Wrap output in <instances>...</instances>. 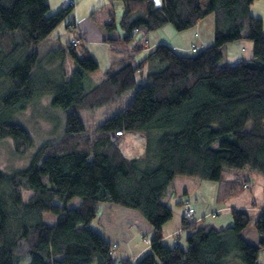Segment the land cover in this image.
<instances>
[{
	"label": "trees",
	"instance_id": "trees-1",
	"mask_svg": "<svg viewBox=\"0 0 264 264\" xmlns=\"http://www.w3.org/2000/svg\"><path fill=\"white\" fill-rule=\"evenodd\" d=\"M110 1L104 27L117 37L109 42L132 47L86 88L100 65L87 46L78 48L81 31L44 54L39 48L65 21L75 34L77 3L51 14L49 0H0V143L10 138L13 155L27 156L34 139L14 117L29 108L47 119L57 110L66 116L62 135L41 144L24 168L0 166V264H260L264 207L255 222L258 245L244 238L250 216L238 207L230 209L233 223L221 228L195 218L194 209V218L183 217L186 246L176 235L173 245L163 241L176 176L216 182V200L224 203L246 183L252 188L254 172L264 174V21L252 14L256 0ZM210 15L212 44H194L186 54L159 43L137 61L149 33L167 25L186 31ZM241 41L253 43V55L228 62L226 47ZM68 57L76 65L69 75ZM138 86L122 111L94 133L86 130L79 111L112 105ZM126 132L145 136L142 157L122 150ZM226 170L237 173L225 178ZM23 191L32 192L27 201ZM75 197L82 202L68 208ZM187 200L192 206L189 198L177 204ZM111 205L148 222L149 251L136 259L115 254L117 244L94 225ZM46 212L57 222L44 221Z\"/></svg>",
	"mask_w": 264,
	"mask_h": 264
},
{
	"label": "rangeland",
	"instance_id": "rangeland-1",
	"mask_svg": "<svg viewBox=\"0 0 264 264\" xmlns=\"http://www.w3.org/2000/svg\"><path fill=\"white\" fill-rule=\"evenodd\" d=\"M76 3V10L72 16L81 17L84 14L88 15V21L84 23V25L89 27V30L85 32L84 35L87 37H83V41L79 43L78 48L82 49L83 45L87 46L89 50L94 52L93 55L100 65L96 71L89 73L86 79V88H91L95 84L99 83L104 77L103 62L105 60V52L101 47L99 48L100 51L97 48H90L91 46L88 44V41L98 42L103 40L104 44H110L111 46L109 47V53L114 57V59L120 58L122 55H124V53L120 50V47H122L120 46V43L112 44L109 42V38L117 37L116 32H109L104 27L109 20L108 10L111 7V1L76 0ZM104 3L105 5H102ZM58 7L59 6H55L53 3L52 6L50 5L49 13H56L61 8H63V6L60 8ZM252 14L256 17L262 18L264 21V0H256L252 4ZM212 19H214L213 15H210L209 18H205L207 23L208 20ZM65 22L62 23L54 32V34H58L59 32V35H62L60 39L61 43H59L56 38H53L54 35H52L47 42L42 43L39 46L41 54H44L51 48H56L60 44L64 43V38L66 39L69 35L68 33H70ZM78 34L79 30L76 28L74 35L77 36ZM165 35L167 37L172 36L169 30L163 31V36ZM181 51L186 54L191 53L183 50ZM65 65V71L68 75L71 74V71L76 66L74 61L69 57L67 58ZM138 89L139 86L124 93L120 99L112 105L103 106L93 110L79 111V116L86 130L90 133H94L99 125L104 123L108 118L122 111L124 107L133 99ZM41 112L44 113L45 109L41 108ZM43 116L44 115L40 113H36L33 108H29L26 113L21 116V118L14 117L15 121L21 123L30 131L34 139V144L29 149L27 156L16 157L12 152V140L10 138L5 139L4 142L0 143L1 168H24L29 162V157L41 144L46 141L57 139L62 135L66 124V116L64 111L57 110L55 116H53L52 119H47ZM247 127L250 128V124H248ZM146 142L145 136L138 132H126L120 138V146L122 150L128 157L133 158L142 157L144 155L146 150ZM236 173V170H226L224 171L223 176L225 178H232L236 175ZM216 185V182L202 180L197 177L183 175L176 176L169 188L171 191V200L169 201V204L173 209V217L165 225V230L167 232H174L177 230L175 233L176 236L180 238L181 244L186 246V237L189 233V230L183 228L185 206L177 204V201H182L189 198L196 211L195 218L201 219L202 217H205L207 222H210L212 225L219 228L226 227L233 223L230 209L240 205L243 206L246 211H248L250 216V223L243 231V236L247 241L258 245L260 243L261 236L256 228L255 222L259 217L262 208L264 207V174L254 172L252 176V188L244 189L237 196L227 199L224 203L218 204L217 207L214 208L218 210L210 211V208L208 207V200H212L213 189L216 188ZM31 193V191H23L24 201H27ZM81 202L82 200L79 197H75L68 202L67 207H76ZM222 204L229 206V208L222 210L219 208ZM43 220L53 224L57 222L58 215L55 213L46 212L43 214ZM145 224V220L139 212L121 207L119 205L104 207L94 221L95 227H99V230L103 231L105 237L117 244L115 248V254L118 257L132 258L134 257V254H136L140 249H144L146 247L142 255L149 251V243L147 239L150 237L151 233L146 231ZM139 235H141L142 240L141 238L139 239ZM174 235L164 238V243L166 245H173V240L175 237ZM131 236H135V240L133 239L131 241ZM259 263L264 264V249L261 251Z\"/></svg>",
	"mask_w": 264,
	"mask_h": 264
},
{
	"label": "crops",
	"instance_id": "crops-1",
	"mask_svg": "<svg viewBox=\"0 0 264 264\" xmlns=\"http://www.w3.org/2000/svg\"><path fill=\"white\" fill-rule=\"evenodd\" d=\"M68 2H69V0H49V3L51 6L54 3L55 6H59L58 8H60L61 6H63V7L67 6ZM102 5H105V3ZM75 18L77 19V22H78L77 25H78L79 32L81 31L83 33V36H84L85 32H87L89 30L88 29L89 27H87V25L86 26L84 25V23H86L88 21V15L84 14L81 17L76 16ZM165 30H169L170 34L172 36L171 37H167L166 35L163 36V31H165ZM59 34H60L59 32H58V34L55 33L53 38H57V36ZM68 34L69 35L67 36V38L69 36H74V33H68ZM118 34H122V32L119 31ZM85 37H87V36H84V38ZM213 41H214V19L208 20V23L204 19L201 22H199L195 27L188 29L184 32H177L173 27H171L170 25H167V26L163 27L162 29H159L157 31H153V32L149 33V35L147 37L146 48L137 55V58H138L137 61L138 62L141 61L143 59V57L154 46H156L159 43H167L179 51L183 50L186 52H190V46L192 44H196L200 48H204V47L212 44ZM103 42H104L103 40H100L98 42L88 41V44L91 46L90 48H93V49L97 48L99 51H100V49H99L100 47L104 49L105 60L103 62V66H104L103 68L105 70L107 67L113 65L115 62H117L119 59H121L122 56L118 59H114V57L111 56V54L109 53V51H110L109 47L111 45L108 43H106L107 44L106 45ZM131 47H132L131 45H122V47H120V48L122 49V51L124 53L125 50L130 51ZM243 49H244V51H243ZM90 52L93 55L94 52L91 50H90ZM252 55H253V43L251 41H241L238 43L229 44L226 47V57H227V61L230 63L239 61L241 57L249 58ZM150 66H151V64H150ZM143 69H149V64L144 66ZM252 176H253V174H252ZM217 189H218V184L216 185V188L213 189L212 200H208V207L210 208L209 209L210 211L211 210H218V209H214V208L217 207L218 204H220L216 200ZM223 205H225V204H222L219 208H221L222 210H226L229 208V206H227V205L223 206ZM236 207L244 209V207L240 206V205H237ZM226 220H228V219H226ZM145 223H146L145 224L146 225V231L150 232V225L148 224V222L146 220H145ZM163 232H164V238H167L169 236L174 235L177 232V230L174 232H167L165 230V226H164ZM146 234H147V232H146ZM132 237H134V238H132ZM130 238H131V241L133 239L135 240V236H131ZM140 238H141V235H139V239ZM141 240H142V238H141ZM142 244H143V242H142ZM145 249H146V247L144 249H140L136 254H134L133 259L140 257Z\"/></svg>",
	"mask_w": 264,
	"mask_h": 264
},
{
	"label": "built area",
	"instance_id": "built-area-1",
	"mask_svg": "<svg viewBox=\"0 0 264 264\" xmlns=\"http://www.w3.org/2000/svg\"><path fill=\"white\" fill-rule=\"evenodd\" d=\"M69 4L75 5L76 4V0H69ZM197 48L198 47L196 45H194V44L190 47V49L192 51H196ZM244 186L248 188V187H251V184L250 183H246ZM185 216L187 218H194V208L191 206V204H190V202L188 200L186 201V204H185ZM147 241L150 244V240L147 239Z\"/></svg>",
	"mask_w": 264,
	"mask_h": 264
}]
</instances>
